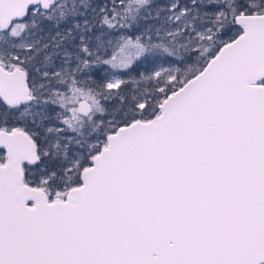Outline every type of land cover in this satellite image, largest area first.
<instances>
[{
	"label": "snow or ice",
	"instance_id": "snow-or-ice-1",
	"mask_svg": "<svg viewBox=\"0 0 264 264\" xmlns=\"http://www.w3.org/2000/svg\"><path fill=\"white\" fill-rule=\"evenodd\" d=\"M0 264H264V0H0Z\"/></svg>",
	"mask_w": 264,
	"mask_h": 264
}]
</instances>
